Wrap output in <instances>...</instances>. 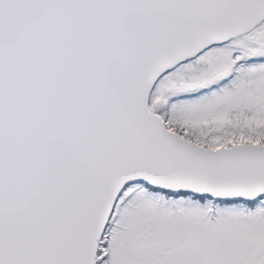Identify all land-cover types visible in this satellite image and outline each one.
Listing matches in <instances>:
<instances>
[{"label":"snow or ice","instance_id":"obj_1","mask_svg":"<svg viewBox=\"0 0 264 264\" xmlns=\"http://www.w3.org/2000/svg\"><path fill=\"white\" fill-rule=\"evenodd\" d=\"M0 264H264V0H0Z\"/></svg>","mask_w":264,"mask_h":264}]
</instances>
